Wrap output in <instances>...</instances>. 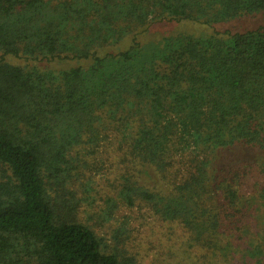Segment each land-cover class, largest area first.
Listing matches in <instances>:
<instances>
[{"label": "trees", "instance_id": "1", "mask_svg": "<svg viewBox=\"0 0 264 264\" xmlns=\"http://www.w3.org/2000/svg\"><path fill=\"white\" fill-rule=\"evenodd\" d=\"M255 13L264 0H0V264H135L78 219V169L111 136V207L144 205L206 244L218 228L208 198L231 210L242 199L241 171L216 155L264 154V27L137 37L155 20ZM148 169L163 188L140 182Z\"/></svg>", "mask_w": 264, "mask_h": 264}, {"label": "rangeland", "instance_id": "2", "mask_svg": "<svg viewBox=\"0 0 264 264\" xmlns=\"http://www.w3.org/2000/svg\"><path fill=\"white\" fill-rule=\"evenodd\" d=\"M261 27H264V15L261 13L213 26L190 21L174 23L155 20L137 40L144 43L181 31L192 36H222L224 33H242ZM129 40L130 37L125 38L118 45L119 50H123ZM110 51H115V47ZM5 61L12 65L30 66L22 59L7 57ZM42 66L59 68L47 63H41ZM116 145L112 136L99 144L97 155L87 158L88 167L78 169L80 178L73 190H77L76 197L79 199L78 219L104 237L107 244L117 245L121 256L132 257L135 264H263L264 177L261 171L264 154L238 146L216 155L217 163L232 165L233 170L241 171L239 190L242 199L231 210L220 197L208 198L206 207L218 217V228L214 233L204 235L206 244H202L192 239L180 225L163 222L153 215L149 207L136 205L128 208L120 204L111 207L108 199H115V181L122 172L115 153ZM139 179L149 189L163 188L150 169Z\"/></svg>", "mask_w": 264, "mask_h": 264}]
</instances>
